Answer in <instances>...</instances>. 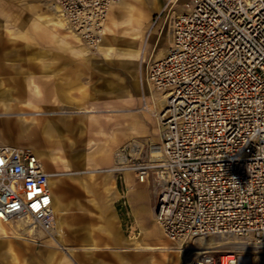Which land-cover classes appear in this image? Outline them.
Here are the masks:
<instances>
[{"label":"built area","instance_id":"1","mask_svg":"<svg viewBox=\"0 0 264 264\" xmlns=\"http://www.w3.org/2000/svg\"><path fill=\"white\" fill-rule=\"evenodd\" d=\"M49 1L91 50L103 42L108 13L119 2ZM178 1L168 0L166 55L147 68V81L166 95L158 113L161 159L133 158L124 147L116 172H132L140 184L155 175V224L181 246L220 236L262 248L264 0H187L175 15ZM52 200L43 160L0 145V221L27 220L49 231ZM239 258L206 252L185 264H239Z\"/></svg>","mask_w":264,"mask_h":264},{"label":"rangeland","instance_id":"2","mask_svg":"<svg viewBox=\"0 0 264 264\" xmlns=\"http://www.w3.org/2000/svg\"><path fill=\"white\" fill-rule=\"evenodd\" d=\"M161 1L163 10H168L170 6H167L168 1ZM186 3L187 0H179L173 8L174 12H181ZM132 7L139 9L136 0H119L113 6L111 14H113L114 24L108 19L105 31V37L110 44L104 41L107 45L101 44L98 49L89 51L69 37L67 31L57 27L53 21H49L54 14L49 0H0V71L3 67H11L4 58L5 49L7 52L12 50L25 53L22 43L25 44L26 41L14 38V35L21 29L20 26L34 39L37 29L46 32V38L47 31L53 29V34L58 35V40L66 48L87 60L93 59L92 71L88 72L86 77V90L88 94L97 99L94 104H108L106 109H96L94 106L90 107L80 104V101L70 99L71 106L65 107V110L75 113L70 115L69 119L74 123L83 120L85 131L80 138L74 134L69 135L71 141L75 143L73 146H70L68 140L63 141L56 134L55 140L53 143L50 142L48 148V151L53 153L52 158H56L55 163L46 164L49 171L57 174V183H61L60 193L65 201L70 203L68 213H75L77 217V220L66 221L64 238L68 240L69 237H83L85 231L82 227L90 224L95 226L92 231L94 244L79 246L76 250L68 249L59 240L62 224L54 226L53 230L45 231L38 227L35 228L27 220L3 223L5 233H0V264H142L132 260L135 255L141 258L153 255L159 260L160 255L163 254L158 249L143 250L146 245H132V240L141 239L147 243V246L155 248L156 243L146 235V226L150 227L155 235L165 238L160 228L154 226L157 199L155 175L152 174L147 182L140 184L132 172H128L130 177H127L125 171L113 172L108 177L105 173V170L114 169L119 149L126 147L127 152L133 158L140 157L142 160H148L149 149L161 144L157 126L159 105L155 104L153 98L159 92L154 90L147 81V68L160 50H166V37L163 32L159 35L154 48L156 54L151 57L152 53L149 50L146 51V47L150 45L151 36L150 33L143 36V33L151 26L150 10L159 8L151 5L143 12L141 11V14L144 13L142 18H139V14L136 15L134 19L136 21L140 19L141 25L139 29L135 27L132 31L130 29L133 26L132 19L129 16ZM22 37H24L23 34ZM29 41L30 45H35V42ZM159 45L162 47L158 48ZM142 46L145 47L146 52L144 59L141 57ZM28 51L35 55L37 47L30 46ZM104 51H107L108 55L105 56ZM81 52L88 53L81 55ZM97 56L101 59H97ZM7 60L11 62L10 59ZM30 71L34 73L33 70ZM2 81L4 82V79L0 77V91L5 88ZM134 81L139 85L137 89L133 84ZM114 101L118 102V105L112 108L110 104L115 103ZM23 102L24 100L19 103V101L0 98V145H9L7 143L15 139L14 147L23 149L30 144H35L39 148L41 133L38 138L32 140L24 138L17 114L25 113L27 118H33L37 122L38 112L44 109L43 107L24 106ZM34 104L37 105L35 102ZM146 104L153 105V109L144 111ZM55 109L59 110L58 107ZM36 125L41 131L40 124L37 122ZM133 147L136 150L139 149V152L130 150ZM67 164L69 167L66 166ZM106 182H112L115 185V194L112 198L114 209L107 211L109 216L115 214V219L107 216V221H104L106 227L109 224H115L119 241L114 244L111 243L104 229L96 227L103 224V221L99 219L97 209L89 202L91 193L97 194L100 202L103 196L108 195L103 189ZM58 191L59 186L57 194L63 201ZM74 200H79L87 211L77 209L72 204ZM30 228H33L32 232H29ZM168 242L171 243L170 240ZM211 242H217L222 246L210 248L209 252H230L239 256L249 253V264H264V254L259 250L249 249L245 241L239 238L202 237L195 239L192 245L188 243L180 247L171 244L170 247L173 248L175 254L181 256L178 264H185L189 259L199 256L195 254L197 250H193V246L208 247ZM122 258H125V263H121Z\"/></svg>","mask_w":264,"mask_h":264},{"label":"crops","instance_id":"3","mask_svg":"<svg viewBox=\"0 0 264 264\" xmlns=\"http://www.w3.org/2000/svg\"><path fill=\"white\" fill-rule=\"evenodd\" d=\"M162 5V1H161ZM160 5V6H161ZM161 13V17L156 25L153 26V18L155 15ZM150 25L149 30L148 28L143 33V36L150 33L151 36V42L148 47H146V51H150L151 57L154 54V48L157 39L159 38V35L163 32V35L166 37V50L169 47L170 44V38H171V21L172 16H168L166 11H163L162 9H151L150 13ZM175 15L177 12L175 11ZM41 26V25H40ZM20 30L14 35L15 39L26 41L25 44L22 43L24 52H17V51H9L5 49V55L4 58L6 60V63H10L11 67H3L0 71V77L4 79V86L5 88H10L11 90L15 92H21L19 99L20 100H27L28 93H29V85L27 83V78H31L33 83L38 86V88L42 91L44 99L41 100V102H36L37 107H43L44 110L39 111L37 115L38 123L41 126V131L38 129V135L41 133V144L39 145V148H41L43 151H45L48 155L52 157L53 153H50L48 151V148L50 147V142L53 143V140H55V135H59L56 132H53L52 134L49 133L47 130V127L50 122L59 123V121L62 118H66L65 115L55 114L56 110L55 108L58 107L59 110L61 107H70L71 101L70 99H73L74 101H80V104H86L87 106H94L96 109H106L107 105L102 104H94V102L97 101L96 98H93L91 94L87 93L86 87H87V73H91L92 67L94 64L93 59L87 60L85 57L79 56L77 54H74L71 50L66 48L63 43H61L57 36L53 34V29H50V31H47V38L46 32H41L40 30H36V38L30 37L28 32H26L25 29H22L23 27L20 26ZM42 29H45L42 27ZM46 30V29H45ZM149 31V32H148ZM22 34L24 37H22ZM144 38V37H143ZM49 41H48V40ZM35 42V45H30L28 42ZM33 40V41H32ZM48 42H47V41ZM51 45V46H49ZM36 46L37 51L35 55L33 53H29L28 48L29 47ZM51 47V48H49ZM162 47V45H159L158 48ZM59 51H58V49ZM20 53V54H19ZM23 53V54H22ZM156 53V52H155ZM146 55V52L144 54V57ZM143 57V59H144ZM155 57V56H154ZM99 57L97 56V59ZM10 59L11 62H7ZM101 59V58H99ZM35 62V63H34ZM37 64V65H36ZM35 66V68H34ZM10 68V70H9ZM35 69V70H34ZM33 70L34 73H32ZM91 87V86H90ZM1 89V88H0ZM28 91V92H27ZM75 92H78V94H75ZM115 103L110 104L112 108H114L116 105H118V102L114 101ZM79 103V102H78ZM53 108V109H52ZM111 108V109H112ZM53 111V112H52ZM46 112V113H45ZM48 112H52V114H49ZM64 134V132H61ZM7 144L9 145H16L15 139L10 140ZM27 147H24L25 149ZM98 162L96 161V164ZM59 191L61 190V183H58ZM115 187V185H114ZM114 187L111 188L108 195L105 197H102V202L99 201V196L97 194L91 193V198L89 199V202L91 205L97 209L98 211V217L101 221H103V224L98 225L96 227L104 229L106 232L109 240L112 244L118 242V232L115 227V224H109L108 227H106V224L104 221H107V211L109 209H114L113 206V195L115 194ZM80 189V188H79ZM83 192H85L83 189H80ZM61 194V193H60ZM89 195V193H88ZM63 203H64V210H63V216H62V226H61V234L59 240L61 241L62 245L66 246L68 249L76 250L79 249V246H88L93 245L95 242V239L92 236L93 227L90 224H86L83 226V230L85 231V235L83 237L76 236L72 237L67 240L64 238V227L67 220H77V217L75 213L70 214L68 213V208L70 206V203L65 201L63 195L61 194ZM72 204L79 210L86 212L85 206L79 201L74 200ZM115 219V214L109 216V218Z\"/></svg>","mask_w":264,"mask_h":264},{"label":"bare ground","instance_id":"4","mask_svg":"<svg viewBox=\"0 0 264 264\" xmlns=\"http://www.w3.org/2000/svg\"><path fill=\"white\" fill-rule=\"evenodd\" d=\"M136 1L139 4V9L136 10L134 7H132V9H130V12H129V16H130V19H132L131 22H132V25H133L130 28L132 31L135 30V27L138 28V29L140 28L141 23H139V20H140L139 18H142L143 17V14L144 13L143 14H141V13L143 12V10L146 7H149V6L152 5V6H155V7L159 8V9H162L161 0H136ZM163 2H164V0H163ZM53 9H54V7H53ZM112 10H113V6L111 7V9H110V11L108 13L107 20L109 19V21L114 24V18L112 17L113 14H111ZM136 15L139 16V18H138L139 20L138 21H136L134 19V18H136ZM50 20L53 21L54 24L57 27H60L61 29H64L65 31H67L69 37L73 38L81 46H84L89 51H93L90 48H88L83 42H81L74 34H72L65 27L64 22L62 21V19L60 18V16L57 14V11L55 9H54V14L51 17V19H49V21ZM106 25H107V22H106ZM106 25H105V31H106ZM109 33H110V31H109ZM104 41H106L107 43L109 42V40L105 37V34H104V40H103V42ZM103 42L101 44H104V46L107 45L105 42L104 43ZM108 44H110V43H108ZM142 47L143 48H142V51H141V57L143 58L144 57V54H145L144 53L145 52V47L144 46H142ZM166 51L167 50H160L159 54L154 53V54H156V58L155 59L158 60V59L163 58L166 55ZM106 52L104 53L105 56L108 55ZM87 53L88 52H81V55H87ZM129 59H131V58H129ZM27 83H28L30 89H29V93L27 95L28 98H27V100H24L23 105L24 106L27 105V106L34 107L35 108V107H37V105H35L34 102L35 103L36 102H41V100L44 99V96H43L42 91L38 88V86L36 84L33 83L32 79L30 77L27 78ZM133 84H134L135 88L137 89L138 86H139L137 84V82L134 81ZM152 93H154V92H152ZM20 94H21V92H15L13 90H8V89L4 88L2 91H0V98L6 99V100H9V101H14V102L19 101V103H22V100L19 99ZM14 95H17L19 97H16ZM153 98H154L155 104L157 103L159 105V111L162 110L163 107L166 104V95H164L162 93H158V94L156 93L155 97L153 96ZM69 100H70V98H69ZM90 107H92V106H90ZM150 108L153 109V105H149V104L147 105L146 104V106L143 108V110L144 111H147ZM61 109L62 110L56 111L55 114L65 115L66 118H62L59 121V123H54L53 121L50 122L49 125H48V127H47V130L51 134L53 132L58 133L61 140H63V141L68 140L70 146H73V145H75V143L71 141L72 139H70L69 135L72 136L74 134L78 138L82 137V133L85 131L84 122H83V120L76 121V123L72 122L71 119H69V117H70V115H73V113H75V112H68L67 110H65L66 109L65 107H61ZM52 112H48V113L49 114H52ZM17 116L19 117V120H20V123H21L20 124L21 127H22V129H21V132L22 133L21 134L23 135V137L26 138L27 140H32L34 138H38V133L39 132H38L37 125H36L38 121L36 122V120L33 119V118L32 119L27 118V116H26L25 113H19V114H17ZM128 116H129V114H128ZM157 121H158V119H157ZM157 126H158V133L161 134V128L159 126V123H157ZM61 132H66V134H63ZM1 146H4V145H1ZM5 146H9V147L14 148V149H17V150H31L33 153H35L38 157H40L43 160L44 166H45V170L49 174V183H50V187L52 189V195H53V200H52L53 227L51 228V230H53L54 226H57V225L58 226H61V222H62L61 220H62L63 210H64V203L61 200L59 194H57V189H58V183H57L58 178H57V174L49 171L47 169V167H46V164H51L52 162L55 163V159L56 158H52L45 151H43L41 148H37L35 144H30L25 149H21V148L14 147V146H11V145H5ZM133 149H134V151L139 152V149L136 150L135 147H133ZM119 150H121V149H119ZM116 156H117L116 157L117 158V162L115 164L114 169L105 170V173H107V175H106L107 177L111 173L121 170V168L116 167V166L117 165H120V163H122L124 161V159L123 158H119L120 157L119 154H117ZM161 156H162V154H161V150H160V144L154 145V146H152L149 149V157L148 158H149V160H151V162H157V161H159L161 159ZM64 164H65V162H64ZM66 166H68V164ZM126 173H127V177H130L128 175V172H126ZM112 187H114V183H112V182H110V183L106 182V183H104L103 189L108 194L110 192V190H111ZM3 223H5V222L0 221V233H5V230L2 227ZM8 223H10V222H8ZM8 223H5V224H8ZM154 226L157 227V228H159L156 224ZM146 227H145V229L147 231L146 232V235H147L148 238H150L152 240V242L154 241L156 243V244L154 243L155 244V248L150 247L149 245L147 246V243L144 242L141 239L140 240H138V239L132 240V245H139V246L146 245V247L144 249L142 247L141 248L143 250H148V251L149 250H153V249H158V250L162 251L163 254L160 255L159 260H157L156 257H154L153 255H150L147 258H141L140 256L138 257L137 255H135L134 256V259H132V260L135 261V262H141L142 264H178L181 256H179V254H175L174 251H173V248L170 247V245L171 244L172 245H175L176 244V245H179L181 247V244L179 242H174V241L166 238L165 236H164L165 238H161L160 236H157L153 232H151L152 229L150 227H148V226H146ZM32 231H33V228H30L29 229V232H32ZM168 240H170L171 243H169ZM194 242H195V240L193 242H190L189 245H192ZM220 246H222V245L221 244H218L217 242H211L210 246H208V247H206V246L205 247H199L197 245V246H193L192 249L193 250H197V252H195V254L202 255L203 253L209 252L208 249H210V248L212 249V248H216V247H220ZM247 247L249 249L259 250L260 253L264 254V247H262V248H256V249L255 248H251L252 246H247ZM251 254H252V252H251ZM244 255L240 256V258H239V264H249V258H250L249 253L248 254H244ZM125 262H126L125 258H122L121 259V263H125ZM25 264H28V263H25Z\"/></svg>","mask_w":264,"mask_h":264}]
</instances>
